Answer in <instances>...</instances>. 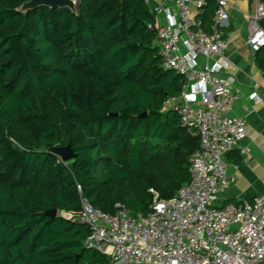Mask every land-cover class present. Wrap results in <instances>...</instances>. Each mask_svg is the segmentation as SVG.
Here are the masks:
<instances>
[{
	"label": "trees",
	"instance_id": "obj_1",
	"mask_svg": "<svg viewBox=\"0 0 264 264\" xmlns=\"http://www.w3.org/2000/svg\"><path fill=\"white\" fill-rule=\"evenodd\" d=\"M28 1L0 0V264H106L84 247L88 226L44 213H78L84 197L137 217L151 190L168 200L189 183L201 138L164 112L185 80L163 68L144 0L18 12ZM216 6L206 0L207 28ZM69 145L64 163L52 149Z\"/></svg>",
	"mask_w": 264,
	"mask_h": 264
},
{
	"label": "built area",
	"instance_id": "obj_2",
	"mask_svg": "<svg viewBox=\"0 0 264 264\" xmlns=\"http://www.w3.org/2000/svg\"><path fill=\"white\" fill-rule=\"evenodd\" d=\"M144 2L156 18L148 28L157 33L163 68L185 80L164 112H176L201 138L190 160V182L168 200L151 190L154 202L146 215L134 217L121 204L108 214L84 197L80 212L58 215L89 227L84 247L105 255L106 264H264V195L218 204L219 194L232 185L225 156L247 138L246 121L231 115L239 95L236 77L226 74L231 62L222 28L229 21L228 0H216L210 28L201 19L205 0L195 8L190 0ZM263 20L264 0H253L247 45L254 53L264 47ZM249 99L261 101L257 93Z\"/></svg>",
	"mask_w": 264,
	"mask_h": 264
},
{
	"label": "crops",
	"instance_id": "obj_3",
	"mask_svg": "<svg viewBox=\"0 0 264 264\" xmlns=\"http://www.w3.org/2000/svg\"><path fill=\"white\" fill-rule=\"evenodd\" d=\"M198 1L190 0L192 8ZM252 11L253 1L228 0L229 21L222 28L227 41L226 57L231 62L226 74L236 77L234 91L239 95L231 115L246 121L247 138L225 156L232 185L219 194V206L252 201L264 195V74L256 65V54L247 45L248 18ZM253 93L261 101L250 100ZM245 149L249 150L248 155L243 153Z\"/></svg>",
	"mask_w": 264,
	"mask_h": 264
},
{
	"label": "water",
	"instance_id": "obj_4",
	"mask_svg": "<svg viewBox=\"0 0 264 264\" xmlns=\"http://www.w3.org/2000/svg\"><path fill=\"white\" fill-rule=\"evenodd\" d=\"M41 7H46L50 9L68 8L69 10L72 11L73 14H76L78 9V1L77 0H29L26 4L22 5L18 9V12L26 14L32 10ZM146 114L147 113H145L143 116H145ZM52 152L58 155L61 161L64 163L73 161L76 158V155L70 145L62 148H54L52 149ZM58 213L59 212L57 209H53L45 212L44 215L50 218H56L58 217Z\"/></svg>",
	"mask_w": 264,
	"mask_h": 264
},
{
	"label": "rangeland",
	"instance_id": "obj_5",
	"mask_svg": "<svg viewBox=\"0 0 264 264\" xmlns=\"http://www.w3.org/2000/svg\"><path fill=\"white\" fill-rule=\"evenodd\" d=\"M78 1V0H77Z\"/></svg>",
	"mask_w": 264,
	"mask_h": 264
}]
</instances>
